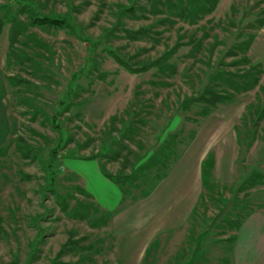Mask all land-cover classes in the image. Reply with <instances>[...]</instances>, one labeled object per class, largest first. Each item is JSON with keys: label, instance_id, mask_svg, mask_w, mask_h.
I'll list each match as a JSON object with an SVG mask.
<instances>
[{"label": "rangeland", "instance_id": "rangeland-1", "mask_svg": "<svg viewBox=\"0 0 264 264\" xmlns=\"http://www.w3.org/2000/svg\"><path fill=\"white\" fill-rule=\"evenodd\" d=\"M0 26V264H264V0H0Z\"/></svg>", "mask_w": 264, "mask_h": 264}, {"label": "trees", "instance_id": "trees-1", "mask_svg": "<svg viewBox=\"0 0 264 264\" xmlns=\"http://www.w3.org/2000/svg\"><path fill=\"white\" fill-rule=\"evenodd\" d=\"M34 21H35V23L40 24V25H53V26H63V27H65L67 25V22L65 21V19H61L59 17H51V16H43V17L35 19ZM0 31H1V26H0ZM250 45H251V42L248 43V47H250ZM150 66H152V64H147V65H145V67H143V69L147 70V68ZM254 69H255V71H257V74H255V76H254L256 78L254 79L253 83H248L247 85L243 86V90L251 89L259 83L260 79L258 76L261 75L263 72L261 65L257 64L256 66H254ZM214 97H215V99L213 98V100L210 102L211 105H213V106L216 103L222 102L223 100L227 99L224 96H214ZM206 114H208V112H206ZM162 149H166V145L164 148L162 147ZM212 156L213 155L208 156L209 157L208 161L204 160L202 162V170H201L202 171V181H203L202 184H204V186L206 188H212V184L210 183V172L208 170H206L208 166L212 167L214 165V157H212ZM150 160H152V162L153 161L158 162L160 159H157V155L153 154V156L150 158ZM104 175H106L107 177H109L112 180H115L114 175L107 173L106 171H104ZM255 175H256V177H258V176L261 177V175L254 173L248 180H245L244 182H246V184H249V181H251L252 179H255ZM143 195H144V197H148L150 195V192H146ZM233 239H236V236L233 235ZM200 250L201 249L198 245L195 248V253L193 256H195ZM226 261H227V263H229L228 260H226Z\"/></svg>", "mask_w": 264, "mask_h": 264}, {"label": "crops", "instance_id": "crops-1", "mask_svg": "<svg viewBox=\"0 0 264 264\" xmlns=\"http://www.w3.org/2000/svg\"><path fill=\"white\" fill-rule=\"evenodd\" d=\"M186 207V206H185ZM187 207H188V205H187ZM192 209H194V208H192ZM191 212H192V210H191Z\"/></svg>", "mask_w": 264, "mask_h": 264}]
</instances>
